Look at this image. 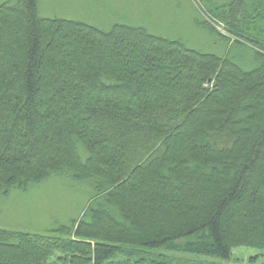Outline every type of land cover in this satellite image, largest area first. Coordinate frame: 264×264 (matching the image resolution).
Masks as SVG:
<instances>
[{
	"label": "trees",
	"instance_id": "16d2710c",
	"mask_svg": "<svg viewBox=\"0 0 264 264\" xmlns=\"http://www.w3.org/2000/svg\"><path fill=\"white\" fill-rule=\"evenodd\" d=\"M250 3L211 8L231 45L222 55L143 27L43 17L39 0L0 3V194L53 176L89 189L64 237L0 228V264H224L238 247L264 251V1ZM102 49L128 73L89 64ZM158 208L176 216L153 223Z\"/></svg>",
	"mask_w": 264,
	"mask_h": 264
},
{
	"label": "rangeland",
	"instance_id": "374dc122",
	"mask_svg": "<svg viewBox=\"0 0 264 264\" xmlns=\"http://www.w3.org/2000/svg\"><path fill=\"white\" fill-rule=\"evenodd\" d=\"M15 1L17 0H0V3ZM232 1L39 0V14L49 18L75 19L103 30H109L113 25L120 23L143 27L151 34L180 40L187 47L222 55L231 45H226V42L220 38L219 33L227 34L225 23L215 17L211 8L218 9L222 5L227 7V4L230 5ZM248 2L250 7L252 0H248ZM233 6L234 4L231 7L233 8ZM212 26L218 31L212 30ZM100 44L99 42L94 43L96 48L102 47V44ZM57 45L60 50L64 47L60 44V41H57ZM247 46L251 47L249 44ZM111 47L112 49L127 50L121 48L118 44H113ZM242 51L241 47L234 46L232 55L240 59L245 55ZM95 57V59L94 57L88 59L89 64L98 65L101 59H108L104 55L103 49ZM107 63L117 67L120 66L128 73L127 70L130 66L128 64L125 65L119 61H109ZM233 89L231 90L233 91ZM217 97L221 105L227 102L228 95L223 90L217 94ZM54 109L56 111L57 106L54 105ZM59 113L62 112L59 111ZM119 113L121 112L119 111ZM191 115L208 120L213 117L216 118L218 114L216 112H193ZM70 117L69 115L64 117L63 114L61 118L63 120L65 118L67 122H72L73 119ZM44 118L50 122V119ZM4 123L2 122L1 126ZM223 176H227V180L233 179L231 172L223 174ZM255 180H264V175L256 177ZM195 182H199V178ZM250 182L253 183V181ZM217 183L219 182L208 183L207 181V187L214 188ZM189 185L182 184L172 188L161 183L158 186V190L178 194L186 192L188 199L192 200L195 197V191L193 193V190L188 187ZM88 196V188L86 189L82 186L78 189L64 177L56 176L32 184L26 189H12L8 195L0 194V228L51 237H64L67 234L60 228L71 226L73 219L82 214ZM152 212L154 214H152L153 220L151 222H158L162 225L169 220V216H176V212L171 213L170 209L158 208ZM166 212H170V215H166ZM148 251L154 255L164 254L171 256L176 254L161 248L148 249ZM181 256L204 261L219 262L220 260L215 256L200 254H182ZM223 262L224 264H264V251L253 247H238L235 248L232 258Z\"/></svg>",
	"mask_w": 264,
	"mask_h": 264
}]
</instances>
